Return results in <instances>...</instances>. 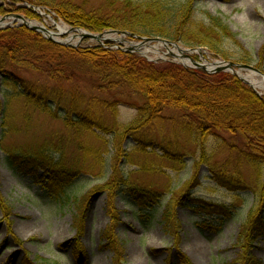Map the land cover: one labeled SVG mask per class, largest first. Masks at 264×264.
Wrapping results in <instances>:
<instances>
[{"label":"rangeland","instance_id":"1","mask_svg":"<svg viewBox=\"0 0 264 264\" xmlns=\"http://www.w3.org/2000/svg\"><path fill=\"white\" fill-rule=\"evenodd\" d=\"M2 1L0 0V4ZM87 1L88 9L99 4V0ZM39 9L65 28L79 29L57 20L51 11ZM192 9L195 21L204 22L205 13L221 17L235 39L224 40L228 52L226 59L212 54L204 47L188 48L180 40L173 41L180 49H189L191 54L188 57L208 66L214 61L240 63L237 53L241 49L240 52L248 53L253 59L251 63L244 64L255 68L258 64L257 55H260V67L264 71V0H193ZM40 19L28 20L35 21L51 32H57L56 25L48 17ZM9 22L5 20V23ZM107 31L118 30H106L99 34ZM107 35L121 43L105 41L99 44L85 39L80 42L75 40L72 46L90 48L100 45L107 48L105 44H109L110 49L119 48L127 52L143 42L125 35ZM66 36L60 35V38ZM143 47V50L149 52L143 54L148 61L182 65L178 63V59L168 55V51L160 43H147ZM170 49V52L178 54L176 49ZM192 49L195 50L190 51ZM152 50H157L158 54ZM198 50L202 53L199 54ZM132 53L139 55L137 50ZM159 55H163L162 59ZM240 75L261 80L257 75ZM18 76L35 84L54 86L38 74L24 73ZM89 80L81 72L73 81L75 87L84 93L86 100L103 99L119 103L115 115L106 113L105 121L110 130L126 126L135 119L137 107L143 104L141 96L128 88H122L113 95L99 94L89 86ZM261 84L262 89L253 87V91L264 96V84ZM65 89H68V85ZM6 90L0 80V200L9 209L6 219L0 211V264H115L111 249L106 240L101 238L109 219L106 215L108 197L100 189L111 174L113 161L132 184L160 194L157 203H148L147 207H143L124 188L113 201L119 216L114 234L121 251L120 264H264V234L252 238L248 244L244 242L246 249L241 246L243 251L237 245L238 233L255 201L252 192L232 193L220 188L212 180L206 164H201L197 169V181L192 188L182 192V186L193 174L194 162L200 159L199 148L186 145L183 137L179 138L182 147L189 148L184 152V164L181 166L162 158L155 144L144 151H138L141 148L139 142L130 136L118 137L115 131L105 134L97 130H69L63 122L64 112H58L59 118L54 119L29 109L25 106L22 95L11 98L5 108ZM161 117L163 119L157 125L149 126L146 131L141 132L143 140L159 143L162 139L164 142L174 139L173 130H179L178 123L183 120L182 115L175 110H166L161 113ZM217 135L221 139L231 140L227 133L218 132ZM218 137L207 138L205 150L214 161L223 163L228 158V152L223 148L215 149ZM234 141L237 145L241 142L240 139ZM47 143L61 145L64 163L82 171L59 194L60 201H55L45 187L48 176L45 170L39 168L35 174H23L10 163L5 152L33 153ZM87 148L98 151V157L85 155ZM53 151L52 149L51 152ZM53 156L55 159L61 157L57 152ZM241 172L245 178H251V171L247 166H242ZM171 192L178 198L184 193L187 195L175 208L177 223L167 227L162 215ZM74 198H80L82 213L78 209L77 214V204L72 201ZM192 199L233 207V212L230 216H210L199 211V205ZM260 216L264 218V208L260 211ZM79 249L83 255L80 260L77 257ZM243 257L251 260L239 262Z\"/></svg>","mask_w":264,"mask_h":264},{"label":"trees","instance_id":"2","mask_svg":"<svg viewBox=\"0 0 264 264\" xmlns=\"http://www.w3.org/2000/svg\"><path fill=\"white\" fill-rule=\"evenodd\" d=\"M192 1L99 0L96 7L88 9L87 0H3L0 16L9 19L20 14L40 21L36 12L21 6L28 3L51 11L57 20L69 27L89 33L118 30L145 38L180 40L188 48L204 47L226 59L228 52L224 40L233 41L235 36L219 16L205 13L204 22L195 21ZM105 45L107 48L100 45L90 48L66 47L44 39L30 27L1 29L0 80L7 89L4 92L5 108L11 98L22 95L29 109L54 119L59 118L58 112H64L63 122L69 130H97L105 134L115 131L118 137L130 136L139 142L141 148L138 151L155 144L162 158L181 166L184 164V152L189 148L182 147L179 138L183 137L186 145L199 148L200 159L194 162L193 174L182 186V192L192 188L197 181V169L201 164H206L212 180L220 188L232 193L250 191L254 194L255 201L237 237V245L246 249L244 242L248 244L252 238L264 234V218L260 216L264 208V96L257 95L229 73L185 69L171 62L153 63L133 53L110 49L109 44ZM240 50L237 53L239 62L251 63L252 56ZM257 58L256 67L264 73L260 67V55ZM81 72L90 78L89 86L99 94L113 95L122 88H128L141 96L143 104L137 107L135 119L126 126L110 130L105 121L106 113L115 115L119 103L103 99L86 100L84 93L73 84ZM24 73L44 76L54 86L19 78L18 75ZM66 85L68 89H65ZM166 110L178 111L183 118L178 123L179 130H173L174 139L166 142L162 139L159 143L143 140L141 132L157 125L163 119L161 113ZM218 132L227 133L231 140L221 139ZM211 136L219 138L215 149L223 148L228 152V158L223 163L214 161L205 150V142ZM234 139H240V144L237 145ZM60 146L47 143L33 153L5 152L10 163L23 174H35L39 168L45 170L48 174L45 187L55 201H60L59 194L82 173L78 168L64 163ZM85 151V155H99L98 151L88 148ZM56 152L61 157L55 159L53 154ZM113 163L109 178L100 188L108 197L106 215L109 219L101 238L106 240L111 249L114 263L120 264L121 251L114 234L119 216L113 201L124 188L143 207H147L148 203H157L160 194L132 184L118 165ZM244 165L251 171L250 179L242 175ZM186 195L184 193L178 198L170 193L162 215L167 227L177 223L175 208ZM72 201L77 204L76 211L79 209L82 213L80 198ZM192 201L199 205V211L210 216H230L233 212V207L223 204L198 199ZM0 211L5 219L9 216V209L1 200ZM81 256L79 249L78 260ZM181 260L184 258L181 257ZM249 260L243 257L239 262Z\"/></svg>","mask_w":264,"mask_h":264},{"label":"water","instance_id":"3","mask_svg":"<svg viewBox=\"0 0 264 264\" xmlns=\"http://www.w3.org/2000/svg\"><path fill=\"white\" fill-rule=\"evenodd\" d=\"M38 15L50 17L49 15H45L42 13H38ZM9 21H10L9 23H5V19L0 17V29L20 27V26L30 27L33 30H35L36 32L40 33L46 40L51 41V42L56 43V44L64 45V46H72L71 42L75 38H77V36H78L79 42L81 40L87 39V40H91V41H94L96 43L102 44V41H104V42L110 41V39L104 40L102 38V36L105 34L106 35L107 34H114V35H121V36L125 35V36H129L132 38H137V39H140L143 41L142 43H140L136 47L133 46L129 50H127V52H129V53H132L133 51L137 50L139 55L143 56L142 54H140L141 53L140 51L144 48L143 46H145L147 43H152V42L160 43L168 51L167 54L170 55L171 57L177 58L180 61V62L178 61V63H181L182 66L185 68L204 70V71H207L209 73H219V72L230 73V74L236 76L237 78H239L243 83L249 85L253 89V86L251 84H249L240 75V74L248 73V74L257 75L258 77H260V79H261L260 82L264 84V74L261 73L257 68H255L252 65L243 64V63H234V62H223V61H214V63H211L210 66H208L206 63L205 64L197 63L188 57V54H190L189 49H180L176 45L175 42L165 40L162 38H144V37H138L136 35H132L128 32H119V31H107V32H104L102 34H92V33L86 32V31L81 30V29H70L71 31H73L72 34H70L69 31H65V32L60 33L57 28H56L57 32H51V31L47 30L46 28H44L42 25H39L40 27H38L37 23H35V21H30L26 18L24 19L21 16H13ZM60 35H67V36L65 38L61 39V38H59ZM54 36H57V38H55ZM113 42L121 43L120 40H116ZM171 47L178 51L177 55L170 52ZM194 50L195 49H192L190 51H194ZM122 51H124V50L122 49ZM198 53H202L201 50H198Z\"/></svg>","mask_w":264,"mask_h":264},{"label":"bare ground","instance_id":"4","mask_svg":"<svg viewBox=\"0 0 264 264\" xmlns=\"http://www.w3.org/2000/svg\"><path fill=\"white\" fill-rule=\"evenodd\" d=\"M48 18H49V20L53 21L52 23H53L54 25H56V27H57V29L59 30L60 33H61V32H65V31H69L70 34L73 33V31H71L69 28L67 29V28L61 26L60 24H57V23L52 19V17H48ZM37 26L40 27L38 24H37ZM43 27H44V26H43ZM54 37L57 38V36H54ZM102 38H103L104 40H105V39H110V41H108V42L116 41L115 38H112L110 35H103ZM77 41H78V36H77V38H76V42H77ZM103 42H104V41H102V43H103ZM152 51H155V53L158 54V51H157V50H152ZM142 52H143L144 55L149 54V52H148L147 50H144V51H142ZM162 57H163V55H159V58L162 59ZM242 77H243V78H244L249 84H251L253 87H255L256 89H262V88H263V86H262L260 80H258L257 78H255V77H247V76H242Z\"/></svg>","mask_w":264,"mask_h":264}]
</instances>
